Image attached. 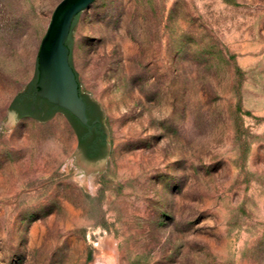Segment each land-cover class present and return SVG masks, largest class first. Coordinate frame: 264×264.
Wrapping results in <instances>:
<instances>
[{"label":"rangeland","instance_id":"374dc122","mask_svg":"<svg viewBox=\"0 0 264 264\" xmlns=\"http://www.w3.org/2000/svg\"><path fill=\"white\" fill-rule=\"evenodd\" d=\"M61 0H0V264H264V0H96L70 62L109 146L9 106Z\"/></svg>","mask_w":264,"mask_h":264},{"label":"water","instance_id":"95a60500","mask_svg":"<svg viewBox=\"0 0 264 264\" xmlns=\"http://www.w3.org/2000/svg\"><path fill=\"white\" fill-rule=\"evenodd\" d=\"M95 1L96 0H61L55 6L50 23L41 40L36 56L33 78L25 86L24 92L18 94L9 106V112H12L13 117L20 118V116L16 114L15 107H19L18 102L21 100L20 97L24 94L26 95V93H28V95L29 93H33L35 84V96L67 112L78 120L81 125L86 126L88 124L86 104L79 94V85L77 77L69 62L70 51L66 46V42L71 32L74 19L81 12L89 8ZM82 95L92 101L90 96L86 94ZM93 103L99 108L101 118L100 129L104 134L105 144L100 155L95 159H88L84 153L79 150L84 159L91 163L105 158L109 150V146L106 142L107 130L102 124L104 118L103 111L98 103ZM56 111L44 120H40L38 117L33 118L39 123H43L50 119ZM63 111L59 112L66 117L75 131L77 126L73 124L71 118Z\"/></svg>","mask_w":264,"mask_h":264},{"label":"flooded vegetation","instance_id":"af4514ba","mask_svg":"<svg viewBox=\"0 0 264 264\" xmlns=\"http://www.w3.org/2000/svg\"><path fill=\"white\" fill-rule=\"evenodd\" d=\"M89 105L87 107L86 105V110L89 109L91 110L94 103L90 101L89 99L87 100ZM86 104V103H85ZM19 109H25L26 107H29V110L33 113V116L26 114L25 116L27 117H38V118H46L51 110V107L53 105L49 104L43 99L38 98L37 96L33 95L30 100H20L18 102ZM62 111V110H58ZM16 114L19 115V110H16ZM101 120L95 119L92 121L90 125L86 126H81L77 127L75 130V136L77 140V148L78 150L82 151L84 155L88 159H95L97 158L103 147L100 142V135H101Z\"/></svg>","mask_w":264,"mask_h":264},{"label":"trees","instance_id":"16d2710c","mask_svg":"<svg viewBox=\"0 0 264 264\" xmlns=\"http://www.w3.org/2000/svg\"><path fill=\"white\" fill-rule=\"evenodd\" d=\"M72 27H73V24H72ZM71 30H72V28H71ZM66 46L68 47V49H69V51H70V56H71V47H70V45H69V37H68V40H67V42H66ZM70 56H69V62H70ZM70 65H71V62H70ZM72 67V66H71ZM36 81H37V78H36ZM35 84H34V87H33V93H29V95H28V93H26V95L24 94L22 97H20L21 98V100H23V101H25V100H30L31 99V97L33 96V95H35L34 94V92H35ZM79 94H80V96L83 98V100H84V102L86 103V105H87V107H88V105H89V103H88V99L85 97V96H83L81 93H80V91H79ZM14 108V107H13ZM20 107H15V109L16 110H19V116L21 117V116H25L26 114H29V115H31V116H33V113L29 110V107H26L25 109H19ZM56 110H62V109H59V108H57V107H55V106H52L51 107V110H50V112H49V114H48V116L46 117V118H39L40 120H44V119H47L48 117H50L51 116V114L54 112V111H56ZM63 111V110H62ZM64 113H66L70 118H71V120H72V122H73V124L75 125V126H77V127H81V126H83V125H81L80 123H79V121L78 120H76L74 117H72L70 114H68L67 112H65V111H63ZM86 116H87V118H88V125H90L91 123H92V121L93 120H95V119H99V120H101V118H100V112H99V108H98V106L94 103V105H93V107H92V109L91 110H89V109H87L86 110ZM104 141H105V137H104V134L102 133V131H101V135H100V142H101V145L103 146V144H104Z\"/></svg>","mask_w":264,"mask_h":264}]
</instances>
